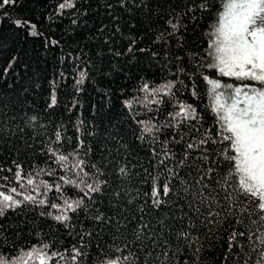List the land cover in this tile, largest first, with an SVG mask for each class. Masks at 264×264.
<instances>
[{
    "label": "snow or ice",
    "instance_id": "snow-or-ice-1",
    "mask_svg": "<svg viewBox=\"0 0 264 264\" xmlns=\"http://www.w3.org/2000/svg\"><path fill=\"white\" fill-rule=\"evenodd\" d=\"M66 15L103 68L88 45L65 57H86L74 121L53 119L62 70L42 111L0 96V151L16 157L0 161V264H206L216 249L219 264H264V0H60L47 19ZM96 73L106 83L85 119L78 97Z\"/></svg>",
    "mask_w": 264,
    "mask_h": 264
},
{
    "label": "trees",
    "instance_id": "trees-1",
    "mask_svg": "<svg viewBox=\"0 0 264 264\" xmlns=\"http://www.w3.org/2000/svg\"><path fill=\"white\" fill-rule=\"evenodd\" d=\"M60 0H18V4L15 6H6L4 10H0V19L4 22L0 25V96L11 97L20 101L19 107L23 109H37L42 111V105L47 100L48 93V81L54 78L62 70L65 73L66 79L60 81V87L58 89V106L54 110L55 114L53 119H59L68 122L69 116L72 120L76 119L78 114L77 109H73L71 112L65 110V105L72 102V94L75 92L74 79L78 78L79 69L74 68V64H79L80 68H86L85 59L82 58L77 61L72 58L65 59L68 53L71 52L75 57L80 52L81 48L85 45L89 47L84 48V52L91 55L92 60L96 61L97 67L103 68L95 56V50H98L97 45L99 42H91L88 39H80L86 35L85 31L81 29L77 33L73 34V37L67 36L66 30L69 28L70 19L66 15L61 21L59 18L54 17L56 20L53 23L47 19V16L52 12ZM82 2V0H81ZM103 3V0H101ZM214 3L219 6V0H214ZM79 7V3L77 5ZM94 11V9H93ZM3 12H7L12 18L17 16H24L31 19L37 24L39 31L43 32L45 36H49L55 39L61 40V46L57 48H45L44 37H31L25 32L15 29L3 15ZM106 22L105 10L100 8L99 14L94 18H90L89 28L94 29L99 24ZM88 35H91L89 31ZM75 38L78 43H73L72 39ZM146 42V41H145ZM122 42L117 41V47ZM63 49V51H61ZM15 60L12 62L11 68H9L7 74L4 73V69L8 67L9 61L12 58ZM109 59H113L109 57ZM63 61V63H62ZM146 65V60L141 61V66ZM95 72V69H92ZM152 72H156L153 68ZM145 73L134 70L133 75H144ZM159 75V74H158ZM162 79L163 77L160 76ZM105 81L100 80V76L96 73L91 81H86L84 93L80 94L82 108L79 111L83 112L85 119L90 118V106L91 104L99 102L100 94L95 91L96 87H104ZM123 83V81H121ZM132 85V81L128 82ZM39 84V89L35 88V85ZM27 88V92L24 89ZM127 94V93H126ZM181 98H186L187 93L181 88ZM189 102H192L189 99ZM114 103L117 104L115 111H120L119 100L114 99ZM199 109L202 110L207 100L196 101ZM10 150H12L10 148ZM16 158L10 156L8 152L0 151V161L5 162V166H11L10 160ZM21 160L24 158L21 157ZM3 175V173H0ZM8 175H11L8 173ZM47 178V177H45ZM145 188L148 186L145 185ZM11 215V214H10ZM31 215V214H30ZM39 224V221H37ZM18 244L25 245L29 241L33 240L32 236L23 235L16 238ZM66 243V241L64 242ZM220 249L214 250L213 256L205 255L206 264H219Z\"/></svg>",
    "mask_w": 264,
    "mask_h": 264
}]
</instances>
